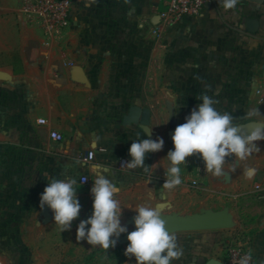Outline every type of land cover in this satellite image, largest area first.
<instances>
[{"label": "crops", "instance_id": "crops-1", "mask_svg": "<svg viewBox=\"0 0 264 264\" xmlns=\"http://www.w3.org/2000/svg\"><path fill=\"white\" fill-rule=\"evenodd\" d=\"M166 1L73 0L72 26L46 45L40 29L17 14L20 0H0V143L21 137L20 118L40 129L42 144L56 142L50 132L58 131L63 153L42 152L57 161L59 179L77 180V198L85 209L92 210V168L98 166L119 189L115 199L122 210L141 201L159 206L162 217L225 211L231 221L222 237L249 243L255 264H264V140L254 142L259 151L246 160L226 157L223 177L205 171L198 154L187 157L186 166L180 165L182 184L161 192L174 130L202 103V93L217 101L218 111L233 115L239 134L264 124V4L238 0L225 11L213 0L201 15L172 23L161 16ZM249 17L260 20L258 32L247 30ZM131 105L149 108V122L124 125ZM252 108L261 115L248 118ZM137 133L140 139L162 138L163 149L146 154L148 172L118 171L122 156L131 159ZM90 151L94 158L86 162L82 157ZM81 175L91 182L80 183ZM48 182L20 213L18 244L28 254L12 247V264H54L61 234L53 210L40 207ZM256 184L263 190L256 191ZM6 202L0 194V217ZM225 248L219 238L180 259L221 262Z\"/></svg>", "mask_w": 264, "mask_h": 264}, {"label": "clouds", "instance_id": "clouds-1", "mask_svg": "<svg viewBox=\"0 0 264 264\" xmlns=\"http://www.w3.org/2000/svg\"><path fill=\"white\" fill-rule=\"evenodd\" d=\"M225 11L234 9L238 0H219ZM202 103L191 110L185 120L178 125L172 141L174 150H169L167 159L169 167L166 179L161 188L172 191L182 184L180 165L186 166L187 157L199 155L205 163V171L215 177L225 175L226 157L234 154L236 160H246L254 151H259L255 141L264 140V124L257 123L249 134H239V126L229 112L221 113L215 107L217 103L207 94L199 97ZM261 115L257 108L247 111L246 116L253 118ZM150 136V129L145 130ZM133 140L129 148L130 160L123 163L129 170L137 168L145 172L150 166L145 164L147 153L163 149L164 140L157 137ZM94 184L90 189L93 197L92 214L87 219L80 220L76 228V240H86L92 247H102L105 251L115 247L122 233H128L130 242L125 249V256L135 257L137 264H173L183 255V249L178 245L177 237L166 229L159 206L141 205L135 211V230L128 232L127 226L121 224L122 209L115 199L119 189L108 179L98 166H93ZM251 178L252 170L245 172ZM85 180V179H84ZM82 180L80 183H83ZM77 180L65 176L64 179H51L40 197V207L47 205L54 212V221L60 231L70 230L72 222L81 211L77 198ZM90 225V227H88ZM250 257L244 256L239 264H249Z\"/></svg>", "mask_w": 264, "mask_h": 264}, {"label": "rangeland", "instance_id": "rangeland-1", "mask_svg": "<svg viewBox=\"0 0 264 264\" xmlns=\"http://www.w3.org/2000/svg\"><path fill=\"white\" fill-rule=\"evenodd\" d=\"M5 99H10V96L5 97ZM18 125L22 130L21 137L15 141L10 140L8 143H0V194L7 201L0 217V254L4 256L7 264L13 263L12 247L10 246L12 233L8 229V225L15 226V222L9 219L13 218L20 223V213L24 209V207L20 209L21 203L29 200V206L40 191L41 184L51 181L53 178L59 179L61 175L54 167L58 163L53 160V155L44 154L42 151L63 153L60 150L59 143L50 141L48 144H42L44 140L40 129L36 125L27 122L25 118H20ZM117 169L121 171L118 168V162ZM80 204L82 206L80 215L72 222L74 228L60 231L61 235L58 236L55 247L57 252L55 253L54 264H137L134 256L129 258L124 254L127 245L130 243L127 239L128 233H122L117 239L116 246L110 247L106 251L99 246L92 247L86 240H76V228L80 220L87 219L92 214L90 207L85 209L87 205ZM141 205L149 204L140 201L129 206V211L125 208L122 210L121 224L127 226L128 232L135 229L134 217L137 213L132 211ZM210 211L206 210L201 213ZM164 218L166 217H162V219ZM184 218L186 217L181 219ZM58 229L60 230L59 226ZM225 230L186 231L174 234L177 237L178 245L183 249V254H193L202 250V248L206 249L212 246L219 238L224 241L227 247V244L232 242V238L230 236L222 237ZM206 237H208L207 241ZM187 263L182 259L173 261V264Z\"/></svg>", "mask_w": 264, "mask_h": 264}, {"label": "built area", "instance_id": "built-area-1", "mask_svg": "<svg viewBox=\"0 0 264 264\" xmlns=\"http://www.w3.org/2000/svg\"><path fill=\"white\" fill-rule=\"evenodd\" d=\"M213 0H167L165 10L161 13L162 18L172 23H180L188 19L195 18L202 14L206 4ZM73 0H20L17 14L31 26H36L43 34L44 42L50 45L60 39L63 34L72 26ZM45 123L46 120H39ZM50 137L56 142L64 139L62 133L52 130ZM94 152L90 151L82 159L86 162L93 160ZM129 160L127 156H122L118 161V168L126 171L125 161ZM85 179V180H84ZM84 180L82 184H89L90 178L81 175L79 181ZM196 184V182H193ZM256 191H262L260 184L255 185ZM236 239V238H235ZM227 244L222 264H239L244 256H249V264H255V255L247 242L241 241L238 237ZM0 264H5L0 254Z\"/></svg>", "mask_w": 264, "mask_h": 264}, {"label": "water", "instance_id": "water-1", "mask_svg": "<svg viewBox=\"0 0 264 264\" xmlns=\"http://www.w3.org/2000/svg\"><path fill=\"white\" fill-rule=\"evenodd\" d=\"M253 2L264 4V0H253ZM246 27L250 33L258 32L260 28V20L258 18L249 17L247 18ZM150 113V109L147 107L143 108L137 105H131L128 112L123 116V124L128 125L131 122L138 123L139 121L143 124L148 123ZM164 220L166 222V229L174 234L186 231L227 229L230 226L231 216L225 211H210L204 214L186 217L184 219L166 217ZM207 264H222V262L211 259Z\"/></svg>", "mask_w": 264, "mask_h": 264}, {"label": "trees", "instance_id": "trees-1", "mask_svg": "<svg viewBox=\"0 0 264 264\" xmlns=\"http://www.w3.org/2000/svg\"><path fill=\"white\" fill-rule=\"evenodd\" d=\"M28 204H29V200H26L25 203H21L20 209H22V207L28 206ZM20 209L18 210V212L20 211ZM9 220L15 222V224H14L15 226H11L10 224L8 225V229H10V232L12 233V237L10 239V246L17 248L18 251H20L21 253L24 252V255H27L28 251L25 249V247L19 246V244H18V241H19L18 240L19 239V232H18L19 222L15 221L13 218H11Z\"/></svg>", "mask_w": 264, "mask_h": 264}]
</instances>
